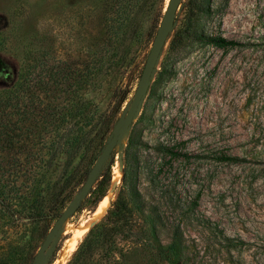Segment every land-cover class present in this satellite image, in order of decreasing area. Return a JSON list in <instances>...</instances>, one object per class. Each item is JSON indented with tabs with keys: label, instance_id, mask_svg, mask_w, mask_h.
I'll return each instance as SVG.
<instances>
[{
	"label": "rangeland",
	"instance_id": "374dc122",
	"mask_svg": "<svg viewBox=\"0 0 264 264\" xmlns=\"http://www.w3.org/2000/svg\"><path fill=\"white\" fill-rule=\"evenodd\" d=\"M213 3L205 29L238 45L171 52L170 37L133 123L136 185L161 226L151 231L136 211L117 225L104 218L121 189L127 197L132 125L119 181L117 148L100 170L112 165L105 214L74 251L65 238L50 243L40 264H68L101 238L87 264H264V0ZM165 7L166 0H0V264H33L60 207L82 190L131 111ZM158 143L178 155L157 154ZM85 201L68 225L92 218L98 203ZM177 226L181 259L165 249Z\"/></svg>",
	"mask_w": 264,
	"mask_h": 264
},
{
	"label": "trees",
	"instance_id": "16d2710c",
	"mask_svg": "<svg viewBox=\"0 0 264 264\" xmlns=\"http://www.w3.org/2000/svg\"><path fill=\"white\" fill-rule=\"evenodd\" d=\"M167 2L168 0H166V4ZM213 2L214 0H184L182 2L181 17L176 19L177 26L173 29L169 44V49L171 52L178 49H185L192 46L193 44H201L207 46L213 45L219 48H232L238 45V43L235 41L227 40L221 36H214L211 33L207 32V30L205 29V26L203 24L204 18L212 15L213 12H215V9L213 10ZM162 15L163 14H161V16L155 23L153 39L160 24ZM164 71L165 68H163L162 71L159 72L158 79L163 75ZM141 118L142 117H139V119ZM134 126L135 124H133L130 130L123 157L122 183L127 187V197L123 195V189H121L117 198L110 204V207L108 208L104 218L109 223L117 225L130 221L133 211H136L143 217V220L147 223L151 231L155 232L156 228H158L157 226H161L162 218L157 212L149 210V205L147 204L146 200L144 199L136 185L139 164L137 152L140 144L138 143L137 135L134 131ZM154 151L162 156L178 155L173 151L171 147L163 143H158L155 146ZM230 159L237 160L236 157H232ZM111 166L112 165H109L100 175L97 183L94 186V189L86 198L85 203H89L92 206H95L106 197V192L110 186L112 179ZM65 208L66 206L62 205L60 207L59 213L64 211ZM81 209L82 208H78L77 211ZM92 229L90 230V232H92ZM223 239L226 242L227 247H235L232 244L233 241L230 238L223 236ZM181 240L182 232L180 227L177 226V228H173L171 232L170 243L165 246L166 253L171 254V256L176 259H181V248H179L181 245ZM104 241H106L105 238L94 240L92 245L86 246V248L84 249H81L80 246V248L77 250L76 255L68 264H87L86 252L89 249L98 248V246L102 245ZM178 264L183 263L180 262Z\"/></svg>",
	"mask_w": 264,
	"mask_h": 264
},
{
	"label": "water",
	"instance_id": "95a60500",
	"mask_svg": "<svg viewBox=\"0 0 264 264\" xmlns=\"http://www.w3.org/2000/svg\"><path fill=\"white\" fill-rule=\"evenodd\" d=\"M181 8L182 0H168L160 24L153 39L151 48L147 55L140 78L138 80L130 113L127 116L119 119L116 123L112 134L109 137L108 143L96 158L93 166L91 167L83 184L82 190L78 192L70 201L67 208H65L64 211L59 215L54 225L45 236L42 244L38 249L36 257L33 260V264H40L42 262L45 252L49 247L52 239L57 234L58 230L76 212L79 204L84 199H86L90 192L93 190L94 185L97 183L98 178L100 177L101 168L103 167L113 148H115L116 146V140L120 132L124 129H128L133 125L134 119L137 117V112L150 90L155 68L164 47L171 37L172 31L176 24L177 13L179 10H181Z\"/></svg>",
	"mask_w": 264,
	"mask_h": 264
},
{
	"label": "bare ground",
	"instance_id": "6f19581e",
	"mask_svg": "<svg viewBox=\"0 0 264 264\" xmlns=\"http://www.w3.org/2000/svg\"><path fill=\"white\" fill-rule=\"evenodd\" d=\"M125 130H127V129L122 130L121 131L122 133L120 132L121 135L123 136L122 142L117 143V140H116V146L117 147L115 146V148H117L119 153H120V155L118 156V161H117L118 169H117V176L115 178L116 182L119 181V179L121 177L120 173H119V171L121 170V167H122V161H121V154L122 153L121 152H122V148L126 144V140H127V138L125 137V132H126ZM117 139H118V137H117ZM108 207H109V196H106L97 205L96 210H95L91 219L86 220L85 222L81 223L78 227L70 226L67 224V222H65L62 225V227L58 230L57 234L52 239L51 243L56 241L58 238H61V239L65 238V241H64L65 249L68 250L69 252L74 251L76 248L78 240L85 234V232L88 231V229L91 227V225L94 222H96L99 218H101L105 214ZM48 248H47V250H48ZM47 250H46V252H47ZM49 251H50V249H49ZM49 251H48V253H49ZM44 262L45 261H43L42 264H44Z\"/></svg>",
	"mask_w": 264,
	"mask_h": 264
}]
</instances>
